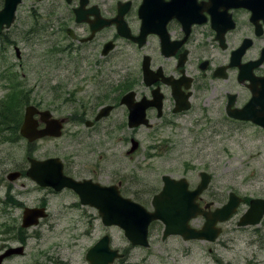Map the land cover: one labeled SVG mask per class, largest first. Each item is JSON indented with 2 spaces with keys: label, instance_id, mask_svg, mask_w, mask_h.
Wrapping results in <instances>:
<instances>
[{
  "label": "flooded vegetation",
  "instance_id": "flooded-vegetation-1",
  "mask_svg": "<svg viewBox=\"0 0 264 264\" xmlns=\"http://www.w3.org/2000/svg\"><path fill=\"white\" fill-rule=\"evenodd\" d=\"M43 3V20L60 36L53 44L65 52L56 90L67 93L69 110L52 113L62 123L60 137L27 143L25 162L0 179L10 189L0 199V264H169L167 243L179 237L165 238L164 224L150 222L147 245L137 246L122 227L106 226L103 214H125L118 217L128 226L133 211H152L163 175L184 178L194 191L205 172L210 183L199 206L213 210L229 201L231 188L215 191L211 162L203 161L211 157L206 140L244 127L264 139V0H21L16 14L39 16ZM4 5L0 0V10ZM248 104L252 118L227 114ZM131 111L139 124L129 121ZM184 115L190 127H179ZM34 119L37 130L45 127L39 115ZM168 130L178 134L172 144L179 160L202 145L199 162L151 176L161 168L158 143ZM184 130L197 134L189 138ZM43 141L59 143L51 150L40 147ZM256 149L257 198L264 200V143ZM241 198L237 220L220 224L217 239L181 244L214 245L232 225L243 235L246 263L264 264V209L250 217L256 224L238 227L241 215L251 214L250 200ZM25 220L36 221L25 227ZM190 223L200 229L205 218Z\"/></svg>",
  "mask_w": 264,
  "mask_h": 264
},
{
  "label": "rangeland",
  "instance_id": "rangeland-1",
  "mask_svg": "<svg viewBox=\"0 0 264 264\" xmlns=\"http://www.w3.org/2000/svg\"><path fill=\"white\" fill-rule=\"evenodd\" d=\"M38 10L40 15L36 17H31L25 12H18L13 25L0 34V106L5 102L7 95L16 89L18 97L24 99V104L15 110V112L19 111L21 122L24 109L29 104L40 106L53 113L55 117H62L69 110L68 103L63 101V98L67 97V93H59L56 90L58 60L60 62L65 60L63 57L65 52L59 51L57 46H54L53 40L60 39V36L54 35V30H51L47 21L43 20V18L47 19L44 14L45 3ZM15 47L19 49V59L15 56ZM62 63L66 64V62ZM109 73L114 79L118 78L116 73ZM12 113L14 114V110ZM179 120V127H190L188 126L190 121L188 115L180 116ZM11 126L15 127L14 124ZM1 131L0 179L3 174L6 175L8 171L14 170L25 162L24 159L28 152L26 140L18 136V133L12 135L9 127ZM169 131L171 130L163 131V136L159 138V140H163L168 137L158 143L160 158L156 154L155 162L160 161L161 168L158 171H152L151 176H158L160 172L161 175L163 172L176 175L181 169V161L196 160L199 162L196 150L202 145L184 153L179 160L172 144V141H176L178 134ZM144 133L146 136L143 141L145 145H148L151 139L150 133L147 131ZM185 134L191 138V135L197 133L185 131ZM182 136V139L178 141H184V134ZM186 140L188 142L189 139ZM263 140L262 137L255 136L252 129L248 127H244L241 131L232 130L231 134L227 132L226 136L221 138L206 140L211 157L206 156L203 161L211 162L210 167L213 169L211 174L215 176L213 183L215 191H228L231 188L232 192L239 197H246V200L257 198L259 185H257L255 174L257 163L254 156L257 146L264 143ZM58 143L59 141H43L40 147L53 150L58 146ZM219 150H225L226 154ZM201 167L203 165L199 163L197 168ZM192 177L195 183L198 180L197 171L193 172ZM151 178L154 179V177ZM7 188L0 184V199L4 195L9 196L10 189ZM240 209L243 211L244 207ZM237 218L238 216L234 217L235 221ZM195 224L198 223L195 222ZM231 227L232 225H229L223 229L224 234L214 245H204L199 242L182 245L180 238L172 237L167 243L169 264H247L244 255L246 244H244L243 235L232 233ZM115 235L116 233H114ZM208 248H211L212 251L208 252ZM188 250H191V254L186 256ZM213 259H218L220 263H215Z\"/></svg>",
  "mask_w": 264,
  "mask_h": 264
},
{
  "label": "water",
  "instance_id": "water-1",
  "mask_svg": "<svg viewBox=\"0 0 264 264\" xmlns=\"http://www.w3.org/2000/svg\"><path fill=\"white\" fill-rule=\"evenodd\" d=\"M20 2L21 0H5V5L0 11V33L4 28L8 29L13 24V21L15 19V9ZM14 49L15 56L17 58H20L19 49L17 47H15ZM249 109L250 105L248 104L245 109L228 112V115L235 119L252 118L248 115ZM23 114L24 117L20 125L21 127L19 129V135L26 141L30 142L41 139L43 137H60L62 125L60 124L59 120L54 118L51 119V114L48 111L39 112L34 106L28 105V107L24 109ZM36 114L40 115V120L42 122H45L46 125L41 130H37L36 121L34 119V115ZM142 115L141 118L143 117ZM139 120L141 119H139L137 114L131 111L129 121H134L135 124H139ZM13 175L14 173H11L9 175L10 179L13 178ZM201 176V182L193 192L188 190L187 184L184 179L175 180L167 176H162V192L153 200L154 211L148 215L142 214V216H137L138 214H136V218H130L131 224L134 223V225H129L125 228L126 234L129 236L127 230L138 227L140 229L138 237H136L135 235H130V237H133L135 239V243L137 244L144 243L146 241V229L148 226L147 224L151 220H159L166 225L163 233L164 237L172 236L174 234L181 236L183 239L213 240L219 232V230H215L213 228L214 225L217 224L218 221L222 222L229 219V217L236 212V207L239 205L240 199L232 193L229 197L230 200L226 205L222 206L221 208H217L215 212L205 213L198 207V204L195 202L197 196L205 190V187L209 182L207 175L201 174ZM261 204V200L252 199V201L250 202L249 210L251 211V214L243 215L240 219L239 226L246 225L248 223V219L252 217L254 212L261 211L263 209L261 208ZM103 215L105 217L107 225H112L119 222V220L115 218V215ZM197 215L205 216L206 224L202 230H194L189 226V220L194 219ZM35 221L36 220L30 222L25 220L24 226L33 225ZM1 258L2 257H0V259Z\"/></svg>",
  "mask_w": 264,
  "mask_h": 264
},
{
  "label": "trees",
  "instance_id": "trees-1",
  "mask_svg": "<svg viewBox=\"0 0 264 264\" xmlns=\"http://www.w3.org/2000/svg\"><path fill=\"white\" fill-rule=\"evenodd\" d=\"M11 92L10 95H7L5 102L0 106V133L2 132L1 130H5L6 127H9L11 130L10 133L12 135H17L21 123V117L19 116L21 115L19 114V111L15 112V110L24 104V99L18 97L16 89H13ZM13 110L14 114L12 113ZM12 124H14V128L11 126Z\"/></svg>",
  "mask_w": 264,
  "mask_h": 264
}]
</instances>
